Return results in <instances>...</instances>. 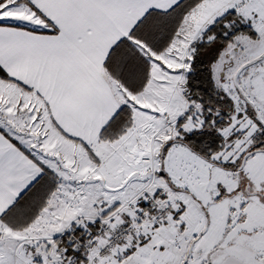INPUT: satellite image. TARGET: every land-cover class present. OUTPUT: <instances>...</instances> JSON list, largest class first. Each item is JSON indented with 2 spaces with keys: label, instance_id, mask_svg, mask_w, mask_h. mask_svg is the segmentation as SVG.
Returning a JSON list of instances; mask_svg holds the SVG:
<instances>
[{
  "label": "snow or ice",
  "instance_id": "obj_1",
  "mask_svg": "<svg viewBox=\"0 0 264 264\" xmlns=\"http://www.w3.org/2000/svg\"><path fill=\"white\" fill-rule=\"evenodd\" d=\"M0 264H264V0H0Z\"/></svg>",
  "mask_w": 264,
  "mask_h": 264
}]
</instances>
